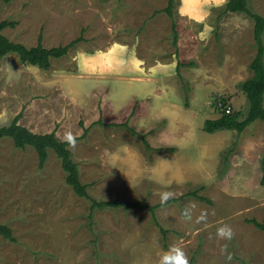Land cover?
<instances>
[{"label":"rangeland","instance_id":"1","mask_svg":"<svg viewBox=\"0 0 264 264\" xmlns=\"http://www.w3.org/2000/svg\"><path fill=\"white\" fill-rule=\"evenodd\" d=\"M168 2L0 0L13 41L34 47L41 36L50 48L82 36L49 69L0 57V126L22 112L34 132L81 137L69 148L90 196L162 204L167 230L165 239L148 208L93 209L53 150L40 168L32 146L2 137L0 223L16 241L0 236V264H264V230L247 221L264 223V121L204 129L222 99L249 110L240 84L254 73L255 22L221 14L228 0H176L174 18L156 13ZM249 2L264 16V0Z\"/></svg>","mask_w":264,"mask_h":264},{"label":"trees","instance_id":"2","mask_svg":"<svg viewBox=\"0 0 264 264\" xmlns=\"http://www.w3.org/2000/svg\"><path fill=\"white\" fill-rule=\"evenodd\" d=\"M9 1V0H6ZM176 6V0H169L168 6L163 8L159 12L167 13L171 18H174V10ZM229 12H243L248 14L255 22L254 25V37L257 45V53L255 58L250 64L253 70V76L243 81L240 86L243 93L246 95L249 101V110L246 115L242 111L226 112L227 105L226 100L222 99L219 103L221 116L216 119H207L205 121L204 129L208 132H214L220 129H234L238 132H243L245 128L260 119L264 121V16L254 12L250 8L249 0H228L224 5L221 14ZM13 23L7 20H0V57L7 56L10 53H17L20 60L23 63L38 66L42 69H49L52 64L53 58H61L65 56L71 47L76 45L82 36L71 41L69 44L60 45L55 47H45L42 44V37L40 36L39 42L34 47H28L23 43L13 41L9 39L4 30ZM174 30V44L178 43L179 33L177 31V25L173 23ZM184 62L179 61L178 67L184 65ZM23 113H19L13 121L8 125L0 126V138L11 137L14 144L18 148H26L32 146L37 152L39 167L43 168L46 164L49 156V150H53L61 160V165L66 173V182L69 184L74 192L80 196L88 198L92 201V208H105L108 206L124 207L127 209H144L148 208L154 215V220L160 226L155 215V210L162 204L149 205L146 200L139 201H98L90 196L87 183H84L81 178L79 164L73 159V154L69 146L77 141L81 137L73 138L70 140H61L56 134V130L49 133H38L29 129L27 126L20 123ZM97 123L102 124V119ZM83 125V122H81ZM94 125V124H93ZM123 127L130 126L127 123L115 124ZM89 127L85 128V134L88 132ZM131 130H133L131 128ZM85 136V135H83ZM144 141L149 145L144 135H141ZM83 138V137H82ZM167 150V149H165ZM175 150V149H170ZM262 183L264 184V156L262 158ZM189 196H194L198 200L212 203V201L206 196L200 195L199 192L191 191ZM176 198H171L170 201H175ZM164 204V203H163ZM248 222L253 223L257 228L264 230V223L259 222L256 219H248ZM162 233L166 239L167 230L160 226ZM0 236L12 242L16 241V237L13 234L12 228L5 223H0Z\"/></svg>","mask_w":264,"mask_h":264},{"label":"built area","instance_id":"3","mask_svg":"<svg viewBox=\"0 0 264 264\" xmlns=\"http://www.w3.org/2000/svg\"><path fill=\"white\" fill-rule=\"evenodd\" d=\"M226 112H231V107H227Z\"/></svg>","mask_w":264,"mask_h":264},{"label":"crops","instance_id":"4","mask_svg":"<svg viewBox=\"0 0 264 264\" xmlns=\"http://www.w3.org/2000/svg\"><path fill=\"white\" fill-rule=\"evenodd\" d=\"M249 140L252 141L253 140V137L250 136Z\"/></svg>","mask_w":264,"mask_h":264}]
</instances>
